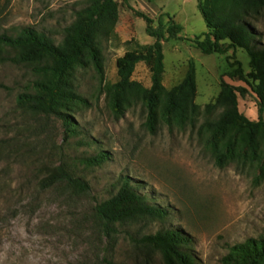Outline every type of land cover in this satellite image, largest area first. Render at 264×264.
<instances>
[{
	"label": "rangeland",
	"instance_id": "374dc122",
	"mask_svg": "<svg viewBox=\"0 0 264 264\" xmlns=\"http://www.w3.org/2000/svg\"><path fill=\"white\" fill-rule=\"evenodd\" d=\"M85 0H0V34L15 35L31 26L60 41L63 27ZM118 15L113 30L100 38L104 78H117L115 59L127 49L153 41L145 32L142 10L157 25L161 13H169L183 29L182 38L163 42V84L180 80L193 61L196 73L195 101L203 107L214 101L229 62L239 59L250 69L245 49L234 53H204L192 39L206 29L197 0H116ZM164 22L167 16H160ZM256 32V46L264 45V11L248 17ZM0 61V264H107L105 255L121 264H164L158 252L135 244L128 235L154 232L161 227L184 231L192 238L199 264H223L226 245L264 232V179L256 182L248 167L215 164L196 128H168L161 123L152 133L143 122L140 104L115 117L107 108L93 67L79 68L75 83L88 104L73 117L79 134L64 138L61 121L35 115L17 102L33 74L28 65L9 56ZM132 78L151 83L150 71L139 61ZM238 107L250 119L257 107L250 93L238 92ZM203 115L198 118L201 122ZM105 150L101 165L86 166L84 156ZM68 160L90 184V193L69 197L57 189L41 190L37 180L46 163ZM129 175L138 191L167 208L165 220L134 222L119 227L112 248L105 249L88 218L90 205L108 197L119 175Z\"/></svg>",
	"mask_w": 264,
	"mask_h": 264
},
{
	"label": "trees",
	"instance_id": "16d2710c",
	"mask_svg": "<svg viewBox=\"0 0 264 264\" xmlns=\"http://www.w3.org/2000/svg\"><path fill=\"white\" fill-rule=\"evenodd\" d=\"M152 1V0H148ZM206 29L192 42L204 53H232L245 49L250 69L244 72L239 59L229 62L232 69L225 74L236 82L221 79V88L214 101L201 107L195 101L196 73L189 61L183 77L171 86L163 84V42L182 38L183 26L172 16L161 13L157 25L153 17L135 9L145 20V32L153 41L127 49L115 59L117 78L105 80L100 38L114 28L118 4L116 0H85L75 11L74 18L63 27L58 42L31 26L21 27L15 35L0 34V61L9 56L15 63L28 65L33 74L27 89L18 93V104L39 116H54L61 121L64 138L79 134L73 114L88 104L75 83L79 68L92 66L104 94L107 108L115 117L137 104L144 111V126L154 133L161 123L168 128H196L218 166L235 163L254 172V180L264 179V45L256 46V32L248 17L264 11V0H197ZM161 15L167 16L166 22ZM144 61L150 71L151 83L144 85L132 78L136 64ZM238 92L250 93L256 102L257 118L250 119L238 107ZM201 122L197 123L200 115ZM108 159L100 150L80 159L86 166H98ZM37 185L41 190L57 189L69 197L90 193L89 182L64 158L58 163L43 164ZM115 190L94 201L88 210L91 227L100 239H106L105 249L112 248L119 227L134 222L165 220L167 208L151 202L138 191L129 175H119ZM130 239L150 252H158L164 264H199L192 249V238L184 231L161 227L154 232L133 234ZM223 264H264V232L226 245ZM107 264H121L102 257Z\"/></svg>",
	"mask_w": 264,
	"mask_h": 264
}]
</instances>
